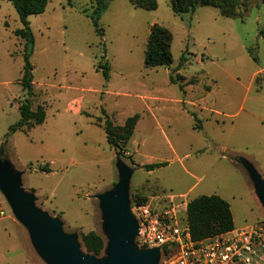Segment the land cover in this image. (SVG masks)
I'll list each match as a JSON object with an SVG mask.
<instances>
[{"label": "rangeland", "instance_id": "1", "mask_svg": "<svg viewBox=\"0 0 264 264\" xmlns=\"http://www.w3.org/2000/svg\"><path fill=\"white\" fill-rule=\"evenodd\" d=\"M98 5L99 0H50L42 14L27 17L34 38L31 108L43 106L46 117L9 132L26 96L19 83L25 41L14 34L22 27L17 11L0 0V166L9 167L32 204L57 219L59 230L95 264L111 260L99 196L118 185L119 164L129 172L128 206L138 197L163 205L170 198L188 202L217 194L229 202L235 226L264 223L257 193L258 180L264 183V3L243 18H229L210 6L175 14L170 0H157L153 10L109 0L99 17L102 35L89 17ZM153 23L172 34L170 67L144 64ZM172 70L183 79L171 82ZM105 114L113 125L138 116L119 148L106 140ZM158 162L163 165L153 170L143 167ZM0 196L4 224L16 240L26 241L31 255L9 264H51L1 187ZM90 231L103 239L99 254L81 240ZM165 260L159 253L154 264Z\"/></svg>", "mask_w": 264, "mask_h": 264}, {"label": "trees", "instance_id": "2", "mask_svg": "<svg viewBox=\"0 0 264 264\" xmlns=\"http://www.w3.org/2000/svg\"><path fill=\"white\" fill-rule=\"evenodd\" d=\"M18 13L22 27L15 29L14 34L24 39V64L19 83L25 91L26 96L18 102L19 119L8 126V131L23 130L24 127H32L44 122L46 113L43 106L38 105L36 109L31 108L30 96L32 90V65L30 55L33 51L34 38L27 17L29 15L42 14L50 0H8ZM109 0H99L96 10L89 15L95 31L102 35V28L99 25L100 13L103 12ZM135 8L153 10L157 7V0H128ZM264 0H170V6L175 14L193 13L197 6H210L218 9L220 15L229 18H243L244 14L252 6L258 7ZM264 36V30L261 31ZM171 32L163 25L153 23L150 25L146 49L144 54V64L146 67L164 66L170 67L172 64L171 54ZM253 60H257L254 50L248 51ZM181 60H184L182 57ZM178 67V66H177ZM174 70H177L178 68ZM169 72V80L176 82L183 79L179 73ZM103 77L107 79L108 66L103 65ZM175 74V75H174ZM182 86V84H180ZM104 113V111H102ZM196 119L195 115L191 113ZM138 116L127 117L122 125H113L112 121L105 114L103 131L106 140L113 148H119V141H127L135 127ZM196 126H199L198 124ZM163 162L146 163L143 167L146 170H153L162 166ZM147 198L138 197L133 201L141 202ZM187 222L191 236L194 240L231 230L234 228V220L229 202L217 194L198 195L187 202ZM81 240L87 251L99 254L104 246L103 239L96 232L90 231L81 236Z\"/></svg>", "mask_w": 264, "mask_h": 264}, {"label": "built area", "instance_id": "3", "mask_svg": "<svg viewBox=\"0 0 264 264\" xmlns=\"http://www.w3.org/2000/svg\"><path fill=\"white\" fill-rule=\"evenodd\" d=\"M169 202L146 199L130 204L137 223L135 242L143 248H158L163 264H263L264 223L257 221L194 240L187 222L183 197ZM0 215H4L0 208Z\"/></svg>", "mask_w": 264, "mask_h": 264}, {"label": "water", "instance_id": "4", "mask_svg": "<svg viewBox=\"0 0 264 264\" xmlns=\"http://www.w3.org/2000/svg\"><path fill=\"white\" fill-rule=\"evenodd\" d=\"M119 167L120 181L114 191L99 196L107 213L111 234L109 264H154L159 255L158 248L140 250L132 243L138 227L125 197V182L129 172L120 164ZM0 187L7 194L15 214L30 228L39 253L51 264H95L78 250L74 238L59 230L57 219L47 217L32 204L31 196L18 186L14 174L6 165L0 166ZM257 193L264 204L262 180H258Z\"/></svg>", "mask_w": 264, "mask_h": 264}, {"label": "crops", "instance_id": "5", "mask_svg": "<svg viewBox=\"0 0 264 264\" xmlns=\"http://www.w3.org/2000/svg\"><path fill=\"white\" fill-rule=\"evenodd\" d=\"M75 89L76 90H82V91L86 90L85 88H83V89L82 88L81 89L75 88ZM89 90L93 91V88L89 89ZM142 98H144V97H142ZM152 99H157V98L152 97ZM147 107L150 109L149 105H147ZM125 119L123 120V122L125 121ZM123 122H121V123H123ZM0 198L2 199L1 196H0ZM6 201L2 200V203L4 204V202H6ZM3 217H4V215H0V264H2L3 262H5L6 264L7 263L9 264L11 261H15V258H19L20 260H21V258L23 259L22 255L25 253H28L27 255H30V251H29L30 249H29L27 243H25L26 241L23 238H21L22 239L21 241L16 240V236L14 234H12L8 230L7 226L4 224ZM234 227H237V226H235V224H234ZM238 227H240V226H238Z\"/></svg>", "mask_w": 264, "mask_h": 264}]
</instances>
